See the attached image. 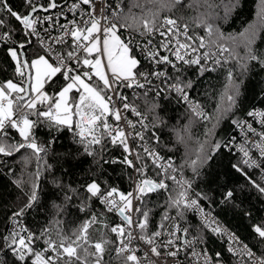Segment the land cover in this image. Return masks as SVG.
Segmentation results:
<instances>
[{"label":"snow or ice","instance_id":"1","mask_svg":"<svg viewBox=\"0 0 264 264\" xmlns=\"http://www.w3.org/2000/svg\"><path fill=\"white\" fill-rule=\"evenodd\" d=\"M147 2L155 3L156 0H147ZM175 2L180 3L181 0H175ZM26 3L30 11L23 16L13 11L7 5L6 0H0V11H6L22 25V31L26 40L25 43L19 44L20 49H24L28 44H31L32 41L27 38L34 36L38 39L44 54L37 53L36 58L29 61L23 59L24 53L18 52L16 48H9L8 50L11 59L15 61V74L20 77V82L7 80L0 83V154L12 156L13 153L20 152L21 149H28L30 150V155L35 157L38 168L31 182V191L26 193L27 202L18 211L13 213V229L9 231L8 235L0 236V240H2V243H0V264H5L3 255H6L8 252L14 257V264H27L28 260H31V264H89V256L95 258L94 264H102L105 245L110 242L104 238L98 241L90 239L89 229L98 222V217L95 214L83 221L71 235L61 236L58 241L51 238L45 240L46 247L42 251L35 249V241L39 238L35 233L30 232L22 226L17 227L16 218L23 216L24 212L28 208H31L33 203L38 199L41 175L39 164L42 160L41 153L45 152V148L37 143L33 135V129L42 119L49 122L50 126L55 127L57 131L63 128L72 131L76 141L83 146V151L89 156L95 155L94 146H100L101 151H105L109 145L121 146L123 152L126 154L124 159L122 161L113 160L111 163H123L128 168L134 169L142 177L135 182V194L131 191L128 193L121 192L115 187L102 188L101 184L96 180H92L84 186V190L88 194V200L95 199L104 206L106 212L115 213L123 222L122 224H115L110 227L105 225V227L117 236L118 242L121 245L116 249L118 255L127 253L124 256L125 264H144L145 261L147 264H155V261L151 260L148 255L149 251L153 256L161 259L169 256L177 257L182 250L176 243L180 239L176 235V231L181 230L179 226H177L176 231L168 233L169 237H175V239L160 240L161 231L148 232V211L142 210L140 206H137L135 209L133 208L134 199L142 202L143 197L149 193L158 190L167 191L169 185L166 181L169 179L181 189L176 193L175 197L170 195L169 207L176 208L177 215L181 217L185 209L199 211L203 220V226L210 228L212 232L218 235H223L226 230L222 229L219 225L213 226L215 222L207 218L203 210L199 208L198 201L188 197L187 188H190L191 184L187 181L177 180L173 174L176 168L170 160L166 164H161L160 161L163 157L154 151H149L148 148L144 149V152L151 158L152 164L162 170V172L157 173L158 176H161V179L152 180L146 177V165L137 167V164L128 158L131 155H135L136 160L141 161L140 155L138 153L134 154L129 148L128 137H139V139L143 140L144 136L139 131L126 133L124 128L120 127L119 122L124 118V110L130 111L136 117H140L141 113L134 106L125 102L127 101V97L121 94L119 89L121 87L144 89L145 84L140 82L141 77H143L146 83L150 84V77L159 79L160 77H166L167 73L165 71H136L140 61L133 55L132 45L136 44L137 47H140V44L133 38H129L127 41L122 40L117 33L121 28H127L141 37H147L145 46L141 48L145 58L154 66L162 64L171 65L177 72L180 71V68L170 60L169 56L160 55L156 46L149 47V45H152L151 37L156 33L165 38L161 40L159 49L172 51L169 48V45L172 43L169 37L175 38L176 47L172 51V55L175 56L176 61H180L185 65H200L201 61H207L212 57H216L217 53L223 58V62L227 63L229 57H224V53H229L231 56L232 50L225 44L220 43V41L230 40L233 43L240 42L247 50L248 59L258 61L264 66V57L257 56L252 47L260 31L264 30V0H260L258 5L256 20L249 24L241 33L225 37L217 29V39L211 41V44L216 45L217 51L212 52L209 50L197 55L192 54L198 53L199 49L210 48V45L206 44L203 37L198 38V46H193L194 42H181L180 36H183L186 41H193V38L188 36L187 24L183 26V31H181L177 20L173 18L164 17L158 23L159 11L151 13V19L144 18L143 16L122 15L121 11L118 10L121 7L120 3H117L116 9H113L110 13L107 11L109 6L102 3L98 15L96 12L97 0H79L78 3L74 2L71 5L69 8L70 12H76L81 4L89 6L90 10L84 13L79 21L73 19L68 24L61 25L60 28L63 35L49 37L56 44L66 43V38L71 37V50L66 53H59L41 37L37 29L38 24L50 22L52 17L34 15L41 10L47 12L51 8H56L57 4L55 0H50L48 8L33 4V0H26ZM132 6L140 7L139 4L135 3ZM235 6L236 4H231V7H225L226 17ZM162 7H166V5H162ZM129 13H131V8H129ZM85 16L87 17L86 19L84 18ZM3 24L4 21L0 19V25ZM47 31L48 29H45V32ZM207 33L209 37L213 35L211 25H207ZM5 38L6 36H0V39ZM81 53L84 54L83 57ZM213 63L221 64V59H214ZM242 68L246 70L247 65H242ZM29 69H33L34 74L29 72ZM207 70L209 69L206 66H201V71ZM57 74L62 76L66 83L60 86L58 92L50 96L44 91V88L46 84L55 83L54 78ZM228 80L232 84L233 75L231 70L228 72ZM188 86L190 85L181 87L179 77H177V83L169 87L180 95L185 102L189 103L195 116L205 120L211 119L200 109L198 104H193L189 101L188 95L184 90ZM73 90L79 95L78 98L73 97L70 99L69 93L73 92ZM237 94L238 87L232 84L230 92L226 91L225 96L222 97V99H226L227 106L217 108V112L219 113L217 123H219V119L225 113L235 106V96ZM118 101L121 102V107H117ZM247 115L249 117H259L260 124L264 125V112L249 111ZM31 117H35L36 119H32ZM109 117H112L116 123H110ZM137 122L140 123L142 128H147L143 120H126L128 127L133 130H135ZM233 124L243 129L245 122L233 120ZM10 130L18 132L21 138L19 142H9L7 138ZM246 131L251 132L254 136H259V142H253L252 147L259 151L261 162H264V131L257 132L251 124H247ZM178 140L182 141L183 138L178 135ZM233 143L234 138L223 145L218 142L214 145V151L219 150L222 146L231 151ZM247 144L248 139L245 136L244 144L239 145L237 148L243 154L242 158L239 164L232 165L236 171L241 172L245 176H247V173L240 166L241 164L246 168L261 167V162L251 158L250 151L245 146ZM203 149L204 145L201 144L196 159L190 161L189 167L192 168L194 173L197 172V169L206 160L211 158L207 154L204 156L200 155ZM24 159L25 162L28 161V157ZM16 183L18 187L22 186L21 181H17ZM252 183L261 193H264V187L255 184V182ZM232 195L233 193L228 191L225 194V198L229 199ZM84 210L85 206L82 205L81 211ZM133 212L139 213L142 218L134 222ZM163 219L168 220L170 217L165 214ZM134 224L139 230L138 237L134 236L132 232ZM160 227L162 228L163 224ZM252 228L258 237L264 238V226L262 224L253 225ZM182 231L187 236L189 230L184 228ZM47 232L48 229L43 230L41 236ZM21 233L25 234L22 235ZM137 239L148 248L144 252L143 258L136 255L139 249L133 246V241ZM228 239L229 252H232L234 255H246L252 261V264H264V257L254 258V253L247 245H242L239 249L234 247V245L241 243L235 234H228ZM199 240V237H194L192 240L185 239L184 246L185 248L192 249L191 256L196 258L198 264L201 256H203V264H213L212 258L208 256L206 251L201 253L195 250L194 245ZM161 248L165 251L161 252ZM169 248L175 250L167 251ZM90 249H94V251H90ZM219 256L220 253H216V264H219Z\"/></svg>","mask_w":264,"mask_h":264},{"label":"trees","instance_id":"2","mask_svg":"<svg viewBox=\"0 0 264 264\" xmlns=\"http://www.w3.org/2000/svg\"><path fill=\"white\" fill-rule=\"evenodd\" d=\"M43 1L47 3V0ZM56 1L64 4L68 0ZM6 2L13 11L22 16L30 11L26 0H6ZM113 3H120L122 15L143 16L151 19V13L159 11L158 23L164 17L177 21L179 19L180 24H187L192 38L205 36L211 42L217 39V29L225 37L238 35L254 22L260 0H181L180 3H176L175 0H156L155 3H148L147 0H113ZM134 3L139 4L140 7H133ZM231 4L236 6L226 17L225 7H231ZM0 19L4 21V24L0 25V36H6L5 39H0L2 43L0 83L7 80L19 83L20 77L15 74V63L8 50L16 48L20 52L19 44L25 43L26 38L22 25L6 11H1ZM207 25L212 26L211 37L207 36ZM127 31L136 34L127 28H121L120 33L125 37ZM27 39H30L32 43L28 44L24 51L27 60L31 61L37 53L42 54L44 51L36 39L33 37ZM220 43L232 50V55H228L227 63L222 61L221 64L207 71H201L200 65L185 64L178 65L179 72L172 67L166 70L168 83L176 84L179 77L180 86L190 85L184 89L209 110L211 119L202 120L194 116L187 103L174 90L169 91L166 85L158 84L161 81L156 77L151 79L149 86L157 87L159 95L144 93L139 98L130 100L149 117V121L152 120L154 129L150 137L152 144L165 158L173 160L176 167L182 170L185 181L191 184L192 195L199 199L206 210L215 212L224 224L245 239L261 257H264V238L258 237L252 228L256 224L264 226V193H261L252 183L255 182L264 187L258 171L241 164L240 166L247 173L245 176L232 167L233 164H239L241 160L239 154L228 151L223 146L214 151L216 143L225 144L235 133L236 125L233 124V120H240L247 116L253 107L258 105L264 107V66L258 61L249 60L247 50L240 42L224 40ZM252 47L257 56L264 57V30L260 31ZM244 64L247 65L246 70L242 68ZM143 65L144 63L140 61L136 71ZM229 70L233 75L232 84L238 87V94L235 96V106L217 123L219 115L217 108L227 106L226 99L222 97L232 88L228 80ZM54 80L55 83L45 85V91L50 96L58 92L60 86L66 83L59 74ZM77 94L73 90L69 98L77 97ZM33 135L37 143L45 148V152L41 153L42 160L39 164L41 175L38 199L24 212L23 216L16 219L23 220L42 240L51 238L58 241L61 236L71 235L83 221L95 214L98 222L89 229L90 239L92 241L102 238L109 240L110 242L105 245L102 264H118L122 257L114 254L115 234L111 233L105 225L110 227L119 218L115 213L106 212L104 206L95 199L88 200L84 186L96 180L102 188L115 187L123 191L131 188L133 169L123 163H111L113 160L124 159L126 154L122 147L109 145L105 151H101L100 146H97L95 155L89 156L83 151V146L76 141L72 131L66 128L57 131L43 119L33 129ZM178 135L183 138L182 141L178 140ZM7 139L11 143L21 140L16 130H10ZM201 144L204 145V149L200 155L207 154L211 158L194 173L189 164L191 160L196 159ZM138 154L141 157V161H137L138 167L146 165V177L159 179L160 176L156 175L159 171L154 168L155 166L147 159L141 148L138 149ZM25 157H28L27 162ZM37 168V161L30 155L28 149H21L12 156L0 154V236L8 235L13 223V213L27 202L26 193L31 191V182ZM17 181L22 182L21 187L17 186ZM167 181L169 185L167 191L158 190L144 196L142 210L149 213V233L157 231L166 213L177 214L176 208L169 207V198L170 195L175 197L181 189L171 179ZM228 191H231L233 195L226 199L225 194ZM82 205L85 206L84 211H81ZM194 216L195 213L192 210L185 209L183 216L180 217L190 224L194 233L206 244L208 243L207 245L214 253H220L219 258L225 264H237L226 247L209 235ZM139 217L142 218L140 214ZM45 229H48V232L41 236ZM3 259L5 264H14V257L10 252L3 255ZM94 259L89 256V264H92ZM27 264H31V260H28Z\"/></svg>","mask_w":264,"mask_h":264},{"label":"built area","instance_id":"3","mask_svg":"<svg viewBox=\"0 0 264 264\" xmlns=\"http://www.w3.org/2000/svg\"><path fill=\"white\" fill-rule=\"evenodd\" d=\"M41 2H42V0H33V4H35V5L36 4L39 5ZM74 2H77L78 3L79 0H68L66 3H64L61 6L56 7L54 10L47 11V12L43 13V17L44 16H51L52 17V20L50 22H45L43 24H38L37 25V29L40 32L41 37H43L47 41V43L51 44L52 47L54 48V50L56 52H59V53H63V49H64L65 46H70L72 44V39H71V37H67L66 38V43H63V44H56V43H54L53 41H51L49 39V37H56V36L63 35V32H62L60 26L58 25V23L56 22V20L53 18V15L54 14L61 15V16L65 17L68 22L71 21V20H73V19L79 21L80 18H81V16L84 13H86V12H88L90 10L89 9V6L81 4L80 5V8L77 9L76 12H70L69 11V8L71 7V5ZM102 3L103 4H107L109 6L108 9H107V11L109 13L113 9H116V5H111V0H97L96 12H97L98 15H99L100 7L102 6ZM118 10L119 11H122V7H120V9H118ZM42 12H44V11H38L34 15L41 16L42 15ZM0 13H1V11H0ZM84 18L86 19L87 17L85 16ZM178 24L180 26H183L179 22H178ZM45 29H48V31L45 32ZM34 38L37 39L36 37H34ZM129 38H133L135 41L139 42V44H140V47H137L136 44H133L132 45L133 55H135V57L138 59V57L140 58L139 53L141 52V48H143L145 46V42H146V40L148 38L147 37H141L137 33L134 34V33H131L129 31H127L126 34H125V37L122 36L121 39L127 41ZM163 39H165V38L164 37H161L159 35V33H156L155 35H153L151 37L152 45H149V47L156 46L158 48L159 52H160V55H167V56H169L170 60H172L173 63H175L178 66V64L179 63H182V62L176 61L175 56L172 55V51H174L175 50V47H176V40H175V38L169 37V39L172 40V43L169 45V48L172 51L165 50V49H159V44H160L161 40H163ZM179 39H180L181 42H187V43H193L194 42L193 43V46H198V43H195L194 40L193 41H186L183 36H180ZM205 42H206V44H209L210 45V48L199 49L198 50V53H193L192 55L202 54L203 52L209 51V50H211L212 52H216L217 51V48H216V45L215 44H211L206 39H205ZM0 46H1V41H0ZM182 54H183V50H182ZM83 55L84 54L82 53V57H83ZM228 55H229V53H224V57H228ZM186 58H190V57H186ZM214 59H221V62L223 61V58L220 57L219 53H217V56L216 57H212L211 58V60H214ZM13 62L15 63V61H13ZM69 63H73V62H69ZM145 64L146 65L143 66V67H141L138 70V72H152V71H165L166 72V70H167L168 67H172L171 65H163V64L162 65H158V66H154L153 64H151L149 62V60ZM201 65H202V63H201ZM153 78L154 77H150V79H153ZM160 81L161 82H159L158 84L166 85V87L168 88L169 91L172 90L169 87L170 85H172V83H168L166 77H160ZM140 82L145 84L144 89H139V88H135V87L132 88V89H128V88L121 87L119 89L120 93L127 97V101H125V102H127L130 105L134 106L141 113V116L140 117H136L130 111L124 110V118H122V120L119 122V124H120V127L124 128V130H125L126 133L138 131L141 128V125L138 122L136 123L135 130L129 128L128 125H127V123H126V120H132V121L143 120V123L145 125L149 123V121L146 119V115L143 112H141L140 109L136 105H134V103L130 99L131 98H135V97L136 98H139L144 93H147V94H155V93H158L159 92V89H157V87H152L151 88L149 86L151 84L146 83L143 80V77L140 78ZM185 92L188 95L189 101H191L193 104H198L200 106V109L208 116L209 115V112L203 106V104H201L196 99H194L189 94V92L187 90H185ZM78 95L79 94H77V97L76 98H78ZM187 105L190 107L189 103H187ZM117 107H121V102H119V101L117 102ZM190 109H191V107H190ZM251 111H257V110L252 109ZM257 112H260V111H257ZM197 118H200V117H197ZM245 118H246V126H245V128L242 129V128H238V127L235 126V133L232 135L231 138L228 139V141L226 143H228L229 141H232L233 138H234V143L231 145V151L234 152V153H236V154H239L242 157L243 154L240 153L237 150V148H238L239 145L244 144V133L249 134V137L247 139H248V144L250 146V150H249L250 151V156H251L252 159L257 160L258 162H260L261 161V158H260V155H259V151L257 149H255V148L252 147L253 142H259V136H254L251 132H247L246 129H247V124H251L252 127L254 129H256L257 132H261V131H264V125H261L260 124L259 117H249L248 116V117H245ZM239 121L244 122V118L240 119ZM109 122L110 123H113V124L116 123L112 117H109ZM140 140L141 139H139V137H135L134 138L133 136H129L127 142H128V145L129 146H133V145L138 144L140 142ZM147 142H148V147H140L143 150V152H144V149L145 148H148L149 151H154L155 153H157V154L160 155V153L158 152V150L155 149L152 146L151 141L149 139L147 140ZM94 147H97V146H94ZM226 149L229 151L228 148H226ZM145 155L151 161V158L146 153H145ZM167 162H168V160H166V159H162L160 161L161 164H166ZM156 169L162 171L160 168H157L156 167ZM169 171H171V170H169ZM134 172H135V170L133 169V173ZM259 177H260V179L262 181V184L264 185V165L259 170ZM177 180L178 181H185L184 175L181 176V177H179ZM136 181H134L132 183V187L128 191H121V190H119V191L124 192V193H128V192L131 191V192H134V194H135V182ZM185 187H186V185H185ZM187 194H188V197L190 199H196L189 190H187ZM198 205H199V208L203 210V213L206 214L207 218L209 220L215 222V224L213 226L219 225L222 229H225L226 230V232L223 235H218V234L212 232V230L210 228H206V227L203 226V220H202V217H201L200 212L197 211V210H192L195 213V215L197 216L201 227L209 235H211L212 237H214L218 242H221L223 245H225V247L228 250V248H229L228 234H235V236L238 238V240L241 243L234 245V247L237 248V249H239L242 245H247L248 248L251 250L250 246L246 243V241L244 239H242L238 234L234 233L230 228H228L223 223V221L217 216V214L215 212L204 209L200 205L199 201H198ZM137 206H139V201H137V200L134 199L133 200V208L135 209ZM138 214L139 213H136V212H133L132 213L134 222L137 221ZM169 216H171L173 218L179 217L176 213H173V212H169ZM122 223L123 222L119 219L117 222H115L112 225L122 224ZM12 226H13V223H12ZM20 226H22V227L28 229L30 232L34 233V231L32 229H30L23 220H17V227H20ZM132 232H133V235L134 236H137V237L139 236V230L135 227V224H134V226L132 228ZM21 234L24 235L25 233H21ZM177 236H179V235H177ZM179 237H180V239L177 240L176 243L181 247L182 250L179 252V254H178L177 257H171V256H169V257H166V258L158 259L157 257L153 256L151 254V252L149 251L148 252V255L151 258V260L155 261V264H198L196 258H194V257L191 256L192 249L191 248H185V246H184V240L185 239L192 240L194 237H199V236L196 235V236H193V237H185V236H179ZM115 238H116V246H115V249H114V254H117L118 255L116 249L118 247H120L121 245L118 242V239H117L116 234H115ZM169 238L175 239V237L165 238L162 235H161V237L159 239L160 240H167ZM133 246H135V247H137L139 249V251L136 252V255L138 257L143 258L144 252L148 250L147 246L144 245L142 242H140L138 239L133 241ZM45 247H46L45 241L41 239V242L37 246H35V249L37 251H42ZM194 247H195V250L197 252H201V253H203L205 251L207 252L208 249H209L208 245L206 244V242L202 238H200L199 242H197L194 245ZM173 250H175V249H173V248L167 249V251H173ZM164 251L165 250L163 248H161V252H164ZM251 251L254 253V258H262L257 252H254L253 250H251ZM207 254H208L209 257L212 258L213 264H216L217 257L215 255H211L209 253H207ZM230 254L234 257V259L236 260L237 264H252V261L246 255H239V254H235L234 255L232 252H230ZM125 255H127V253H125L124 255H122L123 258H124ZM92 264H94V261H93ZM144 264H147V262L145 261ZM199 264H203V256L200 257ZM219 264H225V263H224L223 260H220L219 259Z\"/></svg>","mask_w":264,"mask_h":264},{"label":"bare ground","instance_id":"4","mask_svg":"<svg viewBox=\"0 0 264 264\" xmlns=\"http://www.w3.org/2000/svg\"><path fill=\"white\" fill-rule=\"evenodd\" d=\"M56 1V0H55ZM49 3H50V0H47V3H44V1L42 0V2L39 4V5H42V6H44V7H46V6H48L49 5ZM56 3H57V1H56ZM58 5H57V7L58 6H61V5H63V4H61V3H57ZM36 5H38V4H36ZM111 5H117V4H115V3H113V0H111ZM122 7V6H121ZM55 8H53V9H50V10H48V11H51V10H54ZM42 11V10H41ZM122 12V11H121ZM43 13H45V11L44 12H42V15L41 16H39V17H43ZM53 18L56 20V22L58 23V25L59 26H61V25H66V24H68V21L66 20V18L65 17H63V16H61V15H58V14H54L53 15ZM163 20V19H162ZM178 21H179V19H178ZM180 23V22H179ZM182 25V24H181ZM184 26V25H183ZM183 26H180V28H181V31H183ZM120 31L121 30H119L118 31V35L122 38V34L120 33ZM194 35V34H193ZM125 36V35H124ZM188 36H192L191 35V33H190V31H189V28H188ZM194 36H196V35H194ZM208 36V35H207ZM202 37H204L206 40H208L209 41V39H207L205 36H202ZM198 38L199 37H195V38H193V40L195 41V43H199V40H198ZM33 39H35L34 37H33ZM37 40V39H36ZM35 40V41H36ZM211 40V39H210ZM37 42H38V40H37ZM210 42V41H209ZM39 43V42H38ZM211 43V42H210ZM2 44V43H1ZM69 50H71V48H70V46H65L64 47V49H63V53H66L67 51H69ZM81 56H82V53H81ZM139 56H140V58L138 57V60L139 61H141V63H144V65L143 66H145L146 64V62L148 61V59H146L145 58V56H144V54H143V52L141 51L140 53H139ZM201 63H202V65L200 64V66H206L208 69H212L214 66H216V65H218V64H214L213 63V60H211V58L209 59V60H207V61H201ZM222 63V62H221ZM180 64H183V63H179L178 65H180ZM172 77V76H171ZM176 79V78H175ZM175 92V91H174ZM176 93V92H175ZM177 94V93H176ZM190 94V93H189ZM76 97V96H75ZM206 108V107H205ZM207 109V108H206ZM252 109H254V110H257V111H260V112H264V107L263 106H261V105H258V106H256V107H253ZM251 109V110H252ZM208 110V109H207ZM250 110V111H251ZM208 112H209V110H208ZM195 116V115H194ZM208 116H210V112H209V115ZM245 117H248V115L247 116H245ZM245 117H243L244 118V122H245V124H244V128H245V126H246V118ZM146 119L149 121V117L146 115ZM201 119V118H200ZM242 119V118H241ZM202 120H205V119H202ZM147 125V128H140L138 131L139 132H142L143 133V136H144V139L143 140H140V142L138 143V144H136V145H133V146H129V148L132 150V152L135 154V153H138V149L140 148V147H148V142H147V140L149 139L150 141H151V144H152V140H151V133L154 131V129H153V123H152V120L151 121H149V123L148 124H146ZM245 136L248 138L249 137V134H247V133H244V140H245ZM155 143V142H154ZM152 146L154 147V145L152 144ZM249 150H250V146H249V144H247V145H245ZM155 149H157L156 147H154ZM158 150V149H157ZM143 151V150H142ZM158 152L160 153V156L161 157H163V159H166V160H170V159H167V158H165L163 155H162V153L158 150ZM166 155V154H165ZM146 156V155H145ZM147 157V156H146ZM241 157V156H240ZM129 159H132L133 160V162L135 163V164H137V167L139 166L138 165V162H137V160H136V157H135V155H131V156H129L128 157ZM242 158V157H241ZM148 159V158H147ZM190 159V158H189ZM149 160V159H148ZM147 160V161H148ZM150 161V160H149ZM171 161V160H170ZM151 162V161H150ZM172 163H173V160L171 161ZM261 162V161H260ZM173 165H174V167L176 168V171H175V173H173L175 176H176V178L178 179L179 177H181V176H183L184 174H183V172H182V170H180V168L178 169V167H176V165H175V163H173ZM264 165V162H261V167ZM261 167H259V168H253V169H256L257 171H258V174H259V170H260V168ZM154 168H156V167H154ZM157 170V169H156ZM155 170V171H156ZM183 170H185V169H183ZM159 171V173L160 172H162V171H160V170H158ZM157 171V172H158ZM156 172V173H157ZM169 172H171V171H169ZM157 175V174H156ZM158 176V175H157ZM153 177V176H152ZM142 177H140L139 176V174L138 173H136V172H134L133 173V179H132V183L134 182V181H136V180H139V179H141ZM158 178V177H157ZM159 179H161V176H160V178ZM159 179H156V178H153V180H159ZM169 181H170V179H169ZM166 182H168V181H166ZM188 182V181H187ZM176 186V185H175ZM131 187H132V185H131ZM186 187H187V185H186ZM130 188V187H129ZM174 188V187H173ZM177 188V187H176ZM175 188V189H176ZM118 190H121V189H119V188H117ZM172 189V188H171ZM187 190H189V191H191V188H187ZM121 191H123V190H121ZM176 191H177V189H176ZM192 192V191H191ZM196 197V196H195ZM196 199H197V201H199V199L196 197ZM144 197H143V201L141 202V201H139V206L142 208V206H143V204H144ZM199 203H200V201H199ZM201 205V204H200ZM103 206V205H102ZM202 206V205H201ZM203 207V206H202ZM204 208V207H203ZM205 209V208H204ZM104 211V210H103ZM168 216H169V212L168 213H166ZM196 216V215H195ZM194 216V217H195ZM170 217V219H168V220H162V222L160 223V225H159V227H158V229H157V231H161V233H162V236H164L165 238H168L169 237V235H168V233H171V232H173V231H176V229H177V226H179V228L181 229L180 231H176V235H179V236H185V234L183 233V231H182V229H184V228H187L189 231H188V234H187V236H185V237H193V236H196L197 234L196 233H194V231L192 230V228L190 227V224L189 223H187V222H185L180 216V218L179 217H176V218H173V217H171V216H169ZM197 217V216H196ZM195 217V218H196ZM140 219V217H139V214H138V218H137V220H139ZM198 219V218H197ZM16 220H20V219H16ZM100 220V219H99ZM186 220V219H185ZM187 221V220H186ZM198 221V220H197ZM115 222V221H114ZM161 224H163V227L161 228L160 226H161ZM226 225V224H225ZM227 226V225H226ZM228 227V226H227ZM229 228V227H228ZM13 229V226H11V230ZM233 231V230H232ZM234 233H236L235 231H233ZM237 234V233H236ZM241 237V236H240ZM214 238V237H213ZM242 238V237H241ZM40 238H38L36 241H38ZM243 239V238H242ZM245 240V239H244ZM246 241V240H245ZM246 243L248 244V242L246 241ZM208 244V243H207ZM249 245V244H248ZM209 246V245H208ZM225 246V245H224ZM250 246V245H249ZM210 247V246H209ZM250 248H251V250H253L254 252H256V250L252 247V246H250ZM227 249V248H226ZM228 251V250H227ZM229 252V251H228ZM207 253H209V254H211V255H215L216 256V253H214L212 250H211V247H210V249H208V251H207ZM230 253V252H229ZM120 256V255H119ZM121 257H122V260L118 263V264H125V260H124V258H123V256L121 255ZM220 259V258H219ZM221 260V259H220Z\"/></svg>","mask_w":264,"mask_h":264},{"label":"water","instance_id":"5","mask_svg":"<svg viewBox=\"0 0 264 264\" xmlns=\"http://www.w3.org/2000/svg\"><path fill=\"white\" fill-rule=\"evenodd\" d=\"M55 2H56V1H55ZM56 4H57V3H56ZM57 5H58V4H57ZM43 7H44V6H43ZM44 8H48V6H46V7H44ZM51 9H53V8H51ZM49 10H50V9H49ZM20 52H23V53H24L23 59H27V58H26V53H25L24 49H20ZM28 71L32 73L31 69H29ZM152 180H153V179H152Z\"/></svg>","mask_w":264,"mask_h":264},{"label":"rangeland","instance_id":"6","mask_svg":"<svg viewBox=\"0 0 264 264\" xmlns=\"http://www.w3.org/2000/svg\"><path fill=\"white\" fill-rule=\"evenodd\" d=\"M44 53H42L43 55ZM36 58V57H35ZM32 73L34 74V70L32 69ZM44 91H45V88H44ZM69 96H70V93H69ZM38 237V236H37ZM41 239H39L38 241H35V245L34 246H37L39 243H40Z\"/></svg>","mask_w":264,"mask_h":264}]
</instances>
